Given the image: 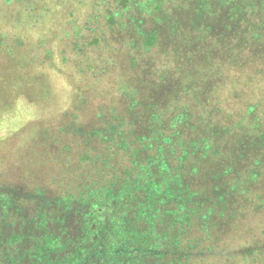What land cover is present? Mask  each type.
Wrapping results in <instances>:
<instances>
[{
  "label": "rangeland",
  "instance_id": "374dc122",
  "mask_svg": "<svg viewBox=\"0 0 264 264\" xmlns=\"http://www.w3.org/2000/svg\"><path fill=\"white\" fill-rule=\"evenodd\" d=\"M139 1L140 6L136 5ZM119 2L0 0V203L1 194L27 196L15 191L28 192L35 186L45 188L47 198L59 195L52 170L61 173L56 176L64 186L93 179V169L101 162L95 165L90 159L83 164L79 159L84 151L93 159L100 154L124 155L103 144L97 146L95 139H85L96 128L111 129L114 115L129 122L124 129L129 141L135 132L151 136L145 120L154 118L155 126L174 135L177 143L179 137L190 142L198 156L209 152L210 144L220 148L215 143L220 136L215 134L233 129L245 111L255 108L259 118L264 116V75L252 70L234 74L232 68L220 66L224 53L218 46V31L208 34L210 22L205 14L200 21L197 13L195 19L192 15L187 28L170 32L167 29L183 17L173 11L177 0L154 2L150 7L145 6V0H135L128 7ZM205 3L212 13L219 14L211 0ZM159 5L165 12L156 13L159 11L154 8ZM161 21L167 26V35L160 47L157 44L147 50L143 32L141 35L138 30H154ZM208 46L219 47L214 64L201 61ZM184 49L180 58L179 50ZM216 65L219 68L215 69ZM217 70L220 73L215 74ZM226 72L236 78L232 85ZM183 108L190 110L188 116H183ZM139 120L144 121L142 125L133 123ZM78 126L88 129L87 134L81 129L77 132ZM226 138L230 139L228 147L233 135ZM149 154L153 163L157 162L149 166L155 170L169 155L158 148ZM110 158L113 164L115 157ZM175 160L179 164L178 156ZM257 188L264 199L262 178ZM257 200L245 210L260 224L255 234L264 243V210H258L261 201ZM24 205L28 213L34 202ZM17 217L0 207V218L8 225L5 231L16 230ZM2 243L0 262L6 255ZM231 261L242 263L240 258Z\"/></svg>",
  "mask_w": 264,
  "mask_h": 264
},
{
  "label": "trees",
  "instance_id": "16d2710c",
  "mask_svg": "<svg viewBox=\"0 0 264 264\" xmlns=\"http://www.w3.org/2000/svg\"><path fill=\"white\" fill-rule=\"evenodd\" d=\"M145 1L150 7L164 0ZM211 1L217 16L205 3L210 0H177L173 11L183 17L167 31L177 32L187 25V19L192 21V15L195 19L197 13L200 21L205 14L213 24L208 34L218 31V46L224 53L220 66L232 68L234 74L252 70L264 75V0ZM120 2L128 7L135 0ZM154 10L164 11L160 5ZM160 24L154 30H138L143 32L147 50L165 39L167 26ZM218 48L208 46L201 61H218ZM186 49L179 50L180 58ZM226 73L231 85L235 83L231 72ZM183 113L188 116L190 110L183 108ZM119 117L112 116L110 130L102 126L85 137L124 154H100L93 159L84 151L79 159L83 164L90 159L101 162L93 169V179L64 186L57 180L59 172L52 170L59 195L47 198L45 188L39 186L28 192L15 191L27 196L1 194L3 212L18 217L15 231H5L7 221L0 218V241L6 251L0 264H234L231 260L236 258L242 259L241 264H264V243L255 234L260 224L245 210L254 199L261 201L258 210H264L263 192L257 188L261 178L264 183V116L259 118L255 108L245 111L233 129L215 134L220 136L215 140L220 148L210 144L209 152L200 156L191 150L190 142L179 137L177 143L174 135L155 126L154 118L145 120L151 136L135 132L129 141L124 131L129 122ZM135 122L142 125L144 121ZM78 127L77 132L81 129L87 134L88 129ZM230 135L233 141L227 147ZM154 148L169 153L161 171L149 167L157 163L149 154ZM111 156L116 160L113 164ZM31 201L34 206L27 213L24 204Z\"/></svg>",
  "mask_w": 264,
  "mask_h": 264
}]
</instances>
